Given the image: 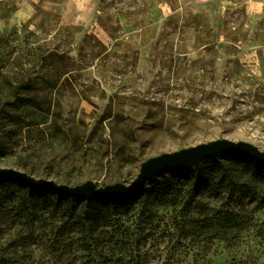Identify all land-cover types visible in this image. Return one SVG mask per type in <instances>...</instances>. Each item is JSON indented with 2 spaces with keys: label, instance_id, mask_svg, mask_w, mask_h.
Here are the masks:
<instances>
[{
  "label": "rangeland",
  "instance_id": "374dc122",
  "mask_svg": "<svg viewBox=\"0 0 264 264\" xmlns=\"http://www.w3.org/2000/svg\"><path fill=\"white\" fill-rule=\"evenodd\" d=\"M0 85L5 95L26 85L19 92L41 108L13 107L16 115L60 138L35 152L29 172L125 183L118 0H0ZM2 194L0 264H128L126 210L86 250L77 229L61 228L69 218L58 196L44 200L17 182H1Z\"/></svg>",
  "mask_w": 264,
  "mask_h": 264
},
{
  "label": "trees",
  "instance_id": "16d2710c",
  "mask_svg": "<svg viewBox=\"0 0 264 264\" xmlns=\"http://www.w3.org/2000/svg\"><path fill=\"white\" fill-rule=\"evenodd\" d=\"M27 85V84H26ZM26 85L15 86L12 92L5 95L0 85V163L3 162L7 167H13L22 169L25 172L31 173L37 176L38 169L31 167L30 172L28 168L33 161L32 158L35 156V152L43 150L44 148H55L58 145V132H50L46 129L31 128L32 126L39 125L42 123H28L24 124V119L16 115L13 107H20L24 110H34L35 115L36 108H41L40 105L34 103L30 97H25L19 92V89L27 87ZM11 85L8 86L10 89ZM23 110V111H24ZM25 131L27 132L25 134ZM18 140L31 143L27 147H22ZM62 142L66 143L65 139ZM17 156L15 160L11 157ZM39 173V172H38ZM40 178L48 177L47 174L37 176ZM56 180V179H55ZM1 182L19 183V187L22 189H28L33 195H41L42 199H47L48 194L58 196V204L56 209L60 208L62 202L65 203L66 209L64 214L69 218L61 228L69 231L77 229L83 235V246L84 249H92L95 242L99 240L95 236L96 232L102 228V226H109L113 223V220L124 213L126 210L125 197L111 198L108 196L94 197L91 200L79 199L68 195L53 193L49 190H43L40 188L27 186L20 180H16L9 177H1ZM64 183V182H63ZM69 184V183H67ZM71 185V184H70ZM6 197L0 195V205L5 204ZM34 203L37 201L32 200ZM37 206V205H34Z\"/></svg>",
  "mask_w": 264,
  "mask_h": 264
},
{
  "label": "water",
  "instance_id": "95a60500",
  "mask_svg": "<svg viewBox=\"0 0 264 264\" xmlns=\"http://www.w3.org/2000/svg\"><path fill=\"white\" fill-rule=\"evenodd\" d=\"M9 177L22 181L27 186L49 190L53 193L68 195L84 200H91L94 197L108 196L111 198L125 197V183L117 182L100 186L93 180L80 184H67L58 182L55 179L44 177L40 178L22 169L1 166L0 178Z\"/></svg>",
  "mask_w": 264,
  "mask_h": 264
}]
</instances>
